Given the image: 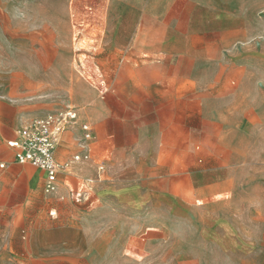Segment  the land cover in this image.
<instances>
[{"label": "crops", "instance_id": "crops-1", "mask_svg": "<svg viewBox=\"0 0 264 264\" xmlns=\"http://www.w3.org/2000/svg\"><path fill=\"white\" fill-rule=\"evenodd\" d=\"M180 8L0 0V236L14 239L0 264H264V22L232 0ZM85 14L98 41L89 106L63 77L68 49L52 50ZM68 85L76 119L46 192L44 171L8 143L26 120L64 110H39L28 90Z\"/></svg>", "mask_w": 264, "mask_h": 264}, {"label": "rangeland", "instance_id": "rangeland-1", "mask_svg": "<svg viewBox=\"0 0 264 264\" xmlns=\"http://www.w3.org/2000/svg\"><path fill=\"white\" fill-rule=\"evenodd\" d=\"M232 1L236 6L238 5L241 9H244L246 15L250 17H260L261 21L264 22V0H239V3L238 0ZM191 2L192 0H181L180 11L182 17L188 14ZM98 13L99 9L97 10L96 15H98ZM92 20L93 18L90 14H85L84 23L74 21L73 24H70V36L68 39L52 41L53 60L59 58L57 53L60 49H68V55L62 56L66 69V72L64 73L63 77L65 79H68V81L71 82V85L77 83L81 86L84 92L90 94V97L88 99H85L83 102L85 106L91 105V92L94 87L98 86L99 79V71L95 62V59L98 57V55H96L97 50H94V48L98 47V41L94 39V35L97 29L96 27L93 28ZM263 27L264 24L261 25L262 29H264ZM2 44L3 41L0 40V58L2 56V53H4L5 48ZM39 47H41L40 41H38V50L42 51V48ZM261 57L264 58V56ZM1 79H3L2 74H0V81ZM70 89L71 88L69 85L59 87H37L28 90L29 94L27 95V101H29L32 105H36L39 110L54 108L56 107V105H60V103H62L63 109H65L67 105H71L72 107H74L72 103V97L70 95ZM2 90L3 89L0 88L1 92ZM104 90V87H102V93L104 92ZM83 143L85 142H80V140H77V144ZM29 167L31 169H34L31 166ZM3 240L5 243L11 244L14 239H9V234L7 236V233H5V235L0 236V243ZM4 264L13 263L10 262Z\"/></svg>", "mask_w": 264, "mask_h": 264}, {"label": "built area", "instance_id": "built-area-1", "mask_svg": "<svg viewBox=\"0 0 264 264\" xmlns=\"http://www.w3.org/2000/svg\"><path fill=\"white\" fill-rule=\"evenodd\" d=\"M76 119V111L72 107H66L58 113H49L26 120L17 131V139L10 141L9 146L15 148V161L20 164H29L44 171V190L53 192L56 190L57 175L64 165L56 162L54 153L58 146L62 132L67 123ZM84 138L91 136L89 125L81 126ZM86 158V157H85ZM79 160V155L73 156ZM0 167L3 164L0 163ZM103 169L102 166L99 167Z\"/></svg>", "mask_w": 264, "mask_h": 264}]
</instances>
